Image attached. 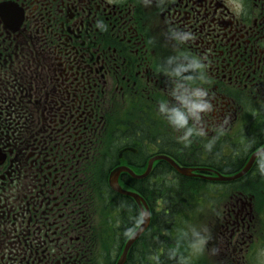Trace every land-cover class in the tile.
Returning <instances> with one entry per match:
<instances>
[{
	"label": "flooded vegetation",
	"instance_id": "flooded-vegetation-1",
	"mask_svg": "<svg viewBox=\"0 0 264 264\" xmlns=\"http://www.w3.org/2000/svg\"><path fill=\"white\" fill-rule=\"evenodd\" d=\"M169 28L207 57L213 111L188 147L158 111ZM258 154L264 0H0V264H118L148 209L124 264H174L168 240L195 216L186 182L206 190V264H264Z\"/></svg>",
	"mask_w": 264,
	"mask_h": 264
},
{
	"label": "clouds",
	"instance_id": "clouds-1",
	"mask_svg": "<svg viewBox=\"0 0 264 264\" xmlns=\"http://www.w3.org/2000/svg\"><path fill=\"white\" fill-rule=\"evenodd\" d=\"M145 5L152 0H142ZM163 5L164 0H158ZM165 38L177 46L174 54L169 55L158 64V70L169 81L167 96L170 99L162 100L158 105L159 113L167 120L168 124L182 132L178 140L186 147L190 146L193 137H206L204 115L213 111V104L209 98V91L203 86L207 82V57L189 54L180 49V45L193 40L194 33L190 30L169 28ZM218 135L224 134L223 125L216 129ZM217 137H213L204 144L206 151L211 152ZM258 171L264 176V158L257 156ZM212 239L211 231L207 226L198 229L188 226L177 237L175 246L168 249L167 256L174 264H192L193 257L200 256L207 250L215 255L216 248H208ZM186 253L181 252V248ZM264 256V252L261 253ZM159 257L156 258V264Z\"/></svg>",
	"mask_w": 264,
	"mask_h": 264
},
{
	"label": "rangeland",
	"instance_id": "rangeland-1",
	"mask_svg": "<svg viewBox=\"0 0 264 264\" xmlns=\"http://www.w3.org/2000/svg\"><path fill=\"white\" fill-rule=\"evenodd\" d=\"M186 187L190 190V189H193L192 191H195L197 189H202L200 191V193L198 194L199 198H198V207H197V210L195 211L196 212V216H195V222L193 223H189L188 226H195L197 227L198 229L202 228L204 226V221H201L203 218L201 215H204L206 214V206H204V204H202L200 201H206V190H205V187L203 185H199V183L197 182H186ZM189 193V192H188ZM203 197V198H202ZM182 198H185L184 197V194L182 195ZM185 224L183 223H179V227H183ZM184 249V247H183ZM204 255L206 256V251L204 253ZM194 260H196V263L197 264H203V255H200V256H195L193 257ZM206 263V261H205Z\"/></svg>",
	"mask_w": 264,
	"mask_h": 264
},
{
	"label": "water",
	"instance_id": "water-1",
	"mask_svg": "<svg viewBox=\"0 0 264 264\" xmlns=\"http://www.w3.org/2000/svg\"><path fill=\"white\" fill-rule=\"evenodd\" d=\"M178 169H179V171H180L182 174H184V175H187V176L192 175V174H191V170H189V169H180L179 167H178ZM243 173H245V171H244ZM243 173L240 174V175L233 176V177H231V178H226V179H235V178H238V177L242 176ZM130 194H131V193H130ZM131 195H133V194H131ZM149 223H150V215L147 214V215H145V222H144V224H143V225L138 229V231L134 234V236L131 238L129 244L133 243V242H134V241H135V240L141 235V233H142V232L148 227ZM128 249H129V245L126 247V250H125V252H124V255L122 256V260L119 262V264H122V263L124 262V260H125V258H126V255H127V251H128Z\"/></svg>",
	"mask_w": 264,
	"mask_h": 264
}]
</instances>
